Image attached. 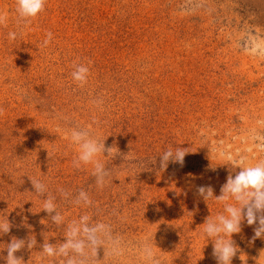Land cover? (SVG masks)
Here are the masks:
<instances>
[{"label":"rangeland","instance_id":"1","mask_svg":"<svg viewBox=\"0 0 264 264\" xmlns=\"http://www.w3.org/2000/svg\"><path fill=\"white\" fill-rule=\"evenodd\" d=\"M16 7L0 0V220L12 225L0 235V264L13 237L30 236L37 246L17 253L25 264H60L39 245L64 242L67 224L84 214L109 225L123 249L114 255L105 243L90 264H145V241L161 264H216L203 224L224 206L207 205L196 189L211 185L219 196L235 161L264 159L254 139L264 136V0H47L10 41ZM47 32L52 42L41 49ZM74 63L90 70L82 88ZM73 128L114 146L113 158L99 157L111 170L102 189L91 166H72ZM177 147L189 148L183 166L161 171L160 156ZM29 177L55 197L59 228ZM81 190L91 206L71 203ZM253 228L244 222L234 234L232 264H257L264 239L253 242Z\"/></svg>","mask_w":264,"mask_h":264},{"label":"clouds","instance_id":"2","mask_svg":"<svg viewBox=\"0 0 264 264\" xmlns=\"http://www.w3.org/2000/svg\"><path fill=\"white\" fill-rule=\"evenodd\" d=\"M47 0H16V13L18 31H10L8 39L15 41L22 36L34 21L40 18L45 12ZM7 26V15L0 12V27ZM53 34L46 33V38L40 44V48H47L52 42ZM89 64L91 61L88 62ZM72 79L79 87H84L88 83L90 70L84 64H75L71 73ZM93 103L100 107L102 100H95ZM4 108L0 107V116L4 114ZM258 124L264 125V120L258 121ZM60 131V129H57ZM70 137V143L78 146V156L73 158L72 166L80 169L82 166H91L92 174L95 176V183L99 188H103L109 182L111 170L107 169L104 163L99 159L101 155L105 158H113L114 146H107L105 141L99 137H94L88 129L73 128L66 133L65 138ZM254 139L260 141L257 147L264 151V136L257 134ZM119 152V149L115 150ZM107 153V155H105ZM189 153V148L177 147L175 152L169 148L160 156V170L166 171L169 162L178 163L183 166L185 156ZM50 157V153L48 152ZM231 160V157H228ZM239 171L235 175L229 174L226 183L221 186L220 195L214 193L211 185L197 186L199 197L208 205L209 200L223 204V212L217 213L213 218L212 215L205 219L203 224L204 237L212 241V256L216 264H232L233 258L240 251L239 247L233 240L234 234H240L242 224L254 226V235L251 238L254 242L256 239H264V159L254 165L246 163V158L241 157L235 161ZM35 194L43 198V211L48 214L49 219L58 228L64 224V216L57 210L55 197L49 193L47 186L38 179L29 177ZM61 196L67 199L70 193L59 189ZM76 205L91 206L93 201L87 192L81 190L74 200L71 201ZM91 217L88 214L82 215L78 221L74 220L67 224L65 229V241L53 244L44 239V243L39 245L42 249V257L62 258L60 264H90V255L98 253V250L107 243L111 246L114 255H122L123 249L120 247L121 241L113 237L112 229L109 225L101 222H90ZM12 225L8 218L0 220V235H6L11 231ZM37 246L36 238L31 236L25 239L12 238L7 244V256L4 258L6 264H25L23 256H17L25 248L29 251ZM140 255L145 264H161L160 258L157 257L154 247L145 241L140 249ZM264 256V250L260 252L259 259ZM241 258V257H240ZM258 259V260H259ZM257 260V264H258Z\"/></svg>","mask_w":264,"mask_h":264}]
</instances>
